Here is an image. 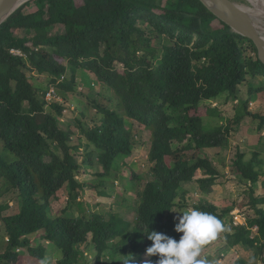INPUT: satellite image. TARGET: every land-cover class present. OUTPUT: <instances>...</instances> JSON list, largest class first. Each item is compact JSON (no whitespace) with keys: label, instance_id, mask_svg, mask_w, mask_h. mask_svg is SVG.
<instances>
[{"label":"trees","instance_id":"1","mask_svg":"<svg viewBox=\"0 0 264 264\" xmlns=\"http://www.w3.org/2000/svg\"><path fill=\"white\" fill-rule=\"evenodd\" d=\"M155 2L31 0L0 25V141L15 156L9 163L0 155V179L2 194L13 191L20 201L16 212L4 213L10 205L0 204L8 241L0 264H42L48 247L37 246L34 234L58 247L61 257L56 264H78L84 247H92L91 264H158V256L146 254L152 244L146 233L157 231L179 240L182 233L175 231L178 220L172 209L184 206L180 202L187 199L182 184L196 180L201 191L209 193L222 175L203 150L227 140L225 126L206 127L205 118L219 110L203 102L226 91L235 93L248 77L262 76L260 86L250 87L251 96L234 122L248 115L258 121L260 130L264 128V110L250 109L255 94L264 100V63L255 43L234 32L201 0ZM31 5L37 9H26ZM55 26L62 30L52 33ZM152 36L167 42L161 40L157 49ZM12 48L25 56L13 54ZM78 71L92 73L117 99L118 110L89 102L95 124L85 128L78 122L87 147L92 144L101 151L105 171L98 176L109 175L118 157L132 154L127 118L150 132L153 178L138 191L132 223L117 213L107 218L91 212L80 201V191L88 184L77 178L80 143L73 142L74 129L61 126L65 107L45 99L52 85L65 98L75 91ZM43 78L45 86L39 82ZM230 128L225 127L227 134ZM90 154L85 164H91ZM263 168L261 152L247 158L242 151L231 170L235 178L255 184ZM64 190L66 203L77 204V216L70 215L67 204L63 215H51L52 199H60ZM258 204L254 197L255 213L246 216L245 224L233 225L225 239L229 246L253 248L264 263V209ZM194 208L217 217L227 231L226 218L233 206L201 199ZM20 248L23 253L17 251ZM234 264L245 261L237 259Z\"/></svg>","mask_w":264,"mask_h":264},{"label":"rangeland","instance_id":"2","mask_svg":"<svg viewBox=\"0 0 264 264\" xmlns=\"http://www.w3.org/2000/svg\"><path fill=\"white\" fill-rule=\"evenodd\" d=\"M30 1L28 0L27 2ZM147 1L152 5H156L155 0ZM162 2L168 3L169 0H162ZM31 8L37 9L34 5L26 9L30 10ZM61 30V26H55L52 29V33L60 32ZM146 31L148 33V30ZM161 40L157 36H152V46L160 49ZM162 42L165 43L167 41L162 40ZM35 74L37 75L36 72ZM262 81V76L248 77L243 83L238 85L235 93L226 91L218 98L203 102L210 107H217L219 110L217 114L205 118L204 124L207 128L213 129L222 125L232 127L228 134L225 131V127L223 129L227 140L223 138L219 146L203 150L213 160L216 167L221 170L222 175L217 178V182L213 184L212 190L209 193L202 192L196 180L183 183V190H187V199L180 202L181 200L178 198L177 201L182 204L184 203V206H175L172 209V213L178 220V217L182 216V212L195 209L194 206L201 199H207L220 207L233 206L231 214L226 218L228 223L227 231L219 232L215 239L209 241L202 248L200 259L205 260L207 264H234L237 259L247 261L248 264H263L253 248L243 245L229 246L224 238L225 233L234 231L233 225H236L238 222L246 223V216H252L255 213L253 209L254 197L259 200L258 207L264 209V168L261 175L262 179L255 184L240 180L238 177L235 178L231 170L233 161L239 152L243 151L247 153V158H251L255 151L261 152L264 157V128L260 130L258 128V121L248 115L243 116L240 123L234 122L235 116L240 113L242 114L244 111V101L251 96L249 93L250 87L260 86ZM39 82L42 86L47 84L46 78H43L41 81L39 80ZM89 84L90 87L87 88V92H82ZM259 94L253 96L252 103L250 104V109L253 111L264 110V100ZM61 98L58 99L60 102H55L65 107L63 116L61 117V126L64 129H67L68 126L74 129L76 133L72 138L73 142L80 143L81 153L77 154L76 158L81 168L77 171V178L82 183H88L80 191V201H84L87 210L91 212H101L107 218L110 213H117L124 220L132 223L136 217L138 191L143 188L147 181L153 178L151 174L153 163L148 158L151 145L150 132L140 126L138 122L127 118L133 135V152L129 156L118 157L116 165L109 175L104 177L98 176V172L105 171L104 165L101 162V151L92 146V144L91 147H87V138L79 129L78 122L81 121L85 128L95 124L91 113L93 107L90 106L89 102H91V105H93V102H98L101 105L118 110L116 96L113 91L107 89L101 82H98L92 73L78 71L76 74V90L70 92L66 98L61 95ZM82 112L85 115H82ZM89 153L91 154L88 160L91 158V164L89 161L88 164H85L84 158ZM0 155H3L9 163L15 160V156L4 148L1 141ZM199 174L201 175V172ZM95 184L101 185L98 187ZM2 190H4L3 183L0 179V204L8 203L10 205V209H6L4 213L18 211L20 201L16 193L10 191L4 195L2 194ZM101 190L108 193L107 197L100 196L99 192ZM64 192L65 194L60 199H52L51 215H63L62 209L65 208L66 204L68 205L64 198L68 193L66 190ZM68 209L70 215H78V208L75 202L69 203ZM4 231V223L0 217V253H3L8 245ZM255 232L256 227L253 228V233ZM32 237L35 239L37 246L41 244L45 246L46 244L48 247V255L42 259V264H56L57 260L61 257L58 247L51 242H45L41 237L36 238L35 234ZM17 251L23 253L21 248ZM106 254L103 259L109 263L110 258ZM94 258L95 255L92 247L87 249L84 247V253L78 264H91ZM137 262L139 261L137 260Z\"/></svg>","mask_w":264,"mask_h":264},{"label":"clouds","instance_id":"3","mask_svg":"<svg viewBox=\"0 0 264 264\" xmlns=\"http://www.w3.org/2000/svg\"><path fill=\"white\" fill-rule=\"evenodd\" d=\"M222 230L221 221L214 215L190 209L182 212L175 225V231L182 233L179 240L157 231L146 233L152 241L146 254L158 256V264H207L199 258L202 248Z\"/></svg>","mask_w":264,"mask_h":264},{"label":"water","instance_id":"4","mask_svg":"<svg viewBox=\"0 0 264 264\" xmlns=\"http://www.w3.org/2000/svg\"><path fill=\"white\" fill-rule=\"evenodd\" d=\"M218 18L226 22L234 32L251 39L264 63V34L258 27L250 8L238 0H201ZM25 0H0V25L4 23Z\"/></svg>","mask_w":264,"mask_h":264},{"label":"bare ground","instance_id":"5","mask_svg":"<svg viewBox=\"0 0 264 264\" xmlns=\"http://www.w3.org/2000/svg\"><path fill=\"white\" fill-rule=\"evenodd\" d=\"M244 6L250 8L258 27L264 34V0H246Z\"/></svg>","mask_w":264,"mask_h":264},{"label":"built area","instance_id":"6","mask_svg":"<svg viewBox=\"0 0 264 264\" xmlns=\"http://www.w3.org/2000/svg\"><path fill=\"white\" fill-rule=\"evenodd\" d=\"M11 52L15 55H19V56H25V54L19 50V49H16V48H12L11 49ZM65 78V75H63L60 80H63ZM61 98V94L58 92L57 88L52 85L49 87V90L46 92V95H45V99L48 103H53V102H60L58 99ZM62 100V98H61ZM237 224H245V223H241V222H238L236 223ZM256 227V231L258 230V227Z\"/></svg>","mask_w":264,"mask_h":264},{"label":"crops","instance_id":"7","mask_svg":"<svg viewBox=\"0 0 264 264\" xmlns=\"http://www.w3.org/2000/svg\"><path fill=\"white\" fill-rule=\"evenodd\" d=\"M262 179V177H261ZM189 183V182H188ZM258 197V196H257ZM256 198V197H255ZM227 227H228V223H227ZM223 231V230H222ZM221 232V231H220ZM224 238H225V235H224ZM262 262V261H261ZM263 263V262H262ZM245 264H248V262L246 261ZM264 264V263H263Z\"/></svg>","mask_w":264,"mask_h":264}]
</instances>
